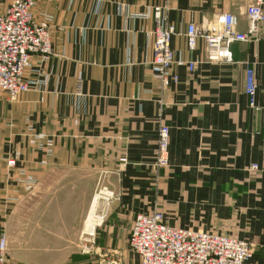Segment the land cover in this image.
Here are the masks:
<instances>
[{
	"label": "crops",
	"instance_id": "0c3cea01",
	"mask_svg": "<svg viewBox=\"0 0 264 264\" xmlns=\"http://www.w3.org/2000/svg\"><path fill=\"white\" fill-rule=\"evenodd\" d=\"M35 1L38 15L53 18L54 54L46 64L35 59L36 86L16 102L0 92V236L6 234L7 249L15 228L23 243L34 239L23 233L38 194L69 190L75 180L82 183L79 195L92 196L104 180L115 199L106 203L113 217L97 230L98 243L111 257L75 255L68 264H140L129 247L130 229L138 214L156 208L165 223L184 229L221 231L219 224L229 222L223 233L253 243L248 264H264V23L232 46V62H208L202 42L191 51L185 36L190 24L225 13L248 32L253 0ZM157 19L176 28V61L197 62L192 72L174 67L179 81L167 88L151 66ZM249 69L257 83L255 108L246 92ZM162 125L170 128L169 165L157 169ZM30 178L36 183L27 192ZM89 204L73 221L79 233ZM28 255L7 250L9 264H48Z\"/></svg>",
	"mask_w": 264,
	"mask_h": 264
},
{
	"label": "built area",
	"instance_id": "2783aa9c",
	"mask_svg": "<svg viewBox=\"0 0 264 264\" xmlns=\"http://www.w3.org/2000/svg\"><path fill=\"white\" fill-rule=\"evenodd\" d=\"M35 0H13L4 3L0 0V90L7 94L9 101H16L20 95L28 93L35 82L27 79L33 71L34 55L48 60L52 42L46 23L39 21L35 14ZM161 8H155V14ZM248 32L239 31V19L235 14L225 13L214 21L199 26L190 24L185 34L191 51L202 42L208 62H232V46L247 42L264 23V0H253L246 9ZM149 18L150 14L142 15ZM158 27L152 32L154 38L153 58L151 62L154 75L164 87L171 82L178 83L174 67L187 65L194 71L197 62L176 61L171 42L176 28L165 19L158 20ZM246 92L250 106L255 108L257 83L254 70H247ZM170 128L160 126L155 150L157 169L169 165ZM120 162L125 164L126 158ZM15 166L14 161L9 162ZM259 166L253 164L256 172ZM28 190L34 189L27 186ZM97 195L107 204L115 199V194L107 186L99 188ZM96 195V196H97ZM129 246L139 256L140 264H248L253 255V244L234 236L218 232H205L193 228H180L168 225L159 212L138 214L131 226ZM7 241L0 240V264L6 263Z\"/></svg>",
	"mask_w": 264,
	"mask_h": 264
},
{
	"label": "rangeland",
	"instance_id": "374dc122",
	"mask_svg": "<svg viewBox=\"0 0 264 264\" xmlns=\"http://www.w3.org/2000/svg\"><path fill=\"white\" fill-rule=\"evenodd\" d=\"M1 1H3L6 4L7 3L10 4L11 1L13 0H1ZM35 14L40 22L44 20L43 22L46 23L47 28L50 33L51 42H52V32L55 28L54 23H53V18L50 15H46V14L38 15L36 13V8H35ZM57 29L59 31L62 28H57ZM53 54L54 53H53V43H52L51 53L49 55L48 60H43V58H41L42 56L40 55H34L32 57L33 65H35L34 62L36 58H38L41 64H46L50 60V58L53 56ZM31 74L32 73H29L27 75V79L32 82H35L34 80L31 79V76H30ZM33 89H34V86L31 90ZM0 92L3 94L5 101L10 104L16 102L23 95V94L20 95L16 101L12 102L8 100L7 94L4 91L0 90ZM11 161H14L16 163L15 158L8 159V164ZM87 181L88 180H83L85 184L87 183ZM33 182L36 183L33 178H30L28 181L25 182V188L27 192L33 191V189L31 191L27 189V186L32 185L33 187ZM70 182L71 183L67 185V189L69 190L62 191L63 194H61L62 193L61 191L57 193L54 192L50 194L49 196H47L46 198L42 195V193L38 194L36 199L32 201L33 203L31 202L32 203L30 206L31 209L28 212V217L30 219L29 221H27V224L25 226V232L23 233L25 234V236L27 235L34 236L33 237L34 239L23 243L22 234L18 233L17 228H15L13 239L8 245L9 247L8 249H13V250L25 249L28 253H30V255L28 256L31 259L36 258L38 262L44 261L48 264H56L59 262H62L63 264L64 263L68 264L70 257L75 256V255H82V256L97 255L98 256V254H103V255H106L107 257L108 256L111 257V253L107 254V252L106 253L104 252L106 247L105 246L103 247L98 243V231L97 230L100 227H103L108 219L113 217V216L111 217L108 214L109 209H107L108 207L106 205V201L102 199V197H105V196H101L99 198V205L97 206V210H96V215L103 218V223H101L99 227L98 225L95 226V233L93 235L86 232L85 226H84L85 229L83 228L82 231L79 233L80 228L75 227L73 225L77 222L76 221L73 223V221L77 220V218H80L81 216L82 211L80 210V208H82V206L84 207L86 203L89 201L90 209L87 211V213L84 216L85 221L88 220V217L91 213V206H92L93 200L96 197L99 188L102 186H106L104 184V180H101L100 187L97 188L98 190L95 189L96 187H94L92 196L79 195L78 192L82 191V183L81 185L77 186L75 183V180H70ZM69 192H72V195H69L68 194ZM66 193L68 194V198L65 195ZM110 208H112V205ZM154 211L159 212L164 216L162 208L161 209L156 208V210ZM122 220L127 221L126 218ZM228 223L224 225L225 227L220 226L219 224L218 227H220L221 231H215V230H212V231L219 232L221 234L229 233L227 231H223L224 229L232 227L231 225L228 226ZM119 224L121 225V223ZM124 227L125 229L127 228L126 226ZM5 235L4 234L1 235L0 240L2 238L6 239ZM227 235H230V234H227ZM38 236H41V237L39 238ZM231 236H234V234L231 233ZM243 241H247L253 244L249 240H243ZM130 250L133 252L131 248ZM126 255L129 257L134 256L130 252H128ZM135 258L137 259V263H140L139 256L136 255ZM6 263L9 264L8 259H7V252H6Z\"/></svg>",
	"mask_w": 264,
	"mask_h": 264
},
{
	"label": "bare ground",
	"instance_id": "6f19581e",
	"mask_svg": "<svg viewBox=\"0 0 264 264\" xmlns=\"http://www.w3.org/2000/svg\"><path fill=\"white\" fill-rule=\"evenodd\" d=\"M99 198L100 197L98 195L95 197L94 203H93V206L91 209V213H90L88 220L86 222V231L90 232L89 234H91V235L94 234V231H95L94 225L96 224V220L98 222H101V220H103V218H96V213L94 212L96 209Z\"/></svg>",
	"mask_w": 264,
	"mask_h": 264
}]
</instances>
